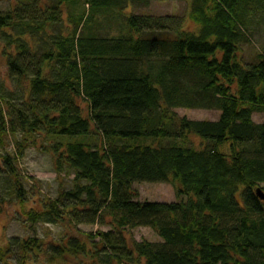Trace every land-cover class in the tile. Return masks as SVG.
<instances>
[{
  "label": "trees",
  "instance_id": "trees-1",
  "mask_svg": "<svg viewBox=\"0 0 264 264\" xmlns=\"http://www.w3.org/2000/svg\"><path fill=\"white\" fill-rule=\"evenodd\" d=\"M153 1L0 0V53L22 88L20 101L0 100V143L42 134L57 172L73 174L70 189L26 216L109 225L48 244L13 237L0 264L16 253L21 264H264V121L254 119L264 52L248 63L242 49L264 23V0H187V17L138 10ZM181 107L220 114L190 119ZM3 160L23 202L18 168ZM171 175L174 201L141 200L133 187ZM138 227L160 239L130 243L124 232Z\"/></svg>",
  "mask_w": 264,
  "mask_h": 264
},
{
  "label": "rangeland",
  "instance_id": "rangeland-1",
  "mask_svg": "<svg viewBox=\"0 0 264 264\" xmlns=\"http://www.w3.org/2000/svg\"><path fill=\"white\" fill-rule=\"evenodd\" d=\"M7 4L2 3V5ZM187 0H154L148 6H141L138 10L145 13L154 14H178L187 17L188 13ZM186 26L194 29L196 32L200 31V25L186 18ZM116 28V25H114ZM243 59L245 62H252L257 55L264 52V23L252 28L250 35V42L242 46ZM241 60L242 63L245 62ZM0 100L4 96L11 101H20L22 96V88L16 81L8 78V65L6 57L0 53ZM87 107V104H83ZM175 111L179 116H186L190 119L201 120H216L220 112L216 109L204 108H177ZM254 119L256 122L264 121V113H255ZM27 139V142L25 141ZM189 140L196 147L201 146V137L190 134ZM147 144L158 145L159 140L146 138ZM18 142L25 144V152L23 156L19 155ZM154 142H157L156 144ZM51 141L42 134L35 133L30 138L24 137L22 134L16 136L5 133L3 136V143H0V248L8 245L9 240L13 237L20 239H28L31 237H38L43 239L47 244L50 241H58L67 234L80 233H96L100 230H107V224H74L65 220L60 223H45L31 222L26 213H28L33 206H38L41 199L53 198L56 199L61 192L72 187L73 174L68 171L58 173L55 169L54 159L49 152ZM9 154L13 162L18 168L19 177L22 189L25 191V199L20 201L17 197L16 191L13 190L15 186V179L8 178L9 175L7 166L3 163V156ZM173 175L170 176L169 181L152 182V181H137L134 184V189L138 191L141 200L169 202L177 199L176 189L172 183ZM19 183L17 184V186ZM4 201V202H3ZM26 211V212H25ZM130 243L134 240H159L158 234L150 227H138L124 232ZM14 250V249H13ZM17 252V251H16ZM44 255L32 259L28 264H45ZM81 260V257H74L70 262L59 260L52 264H76V261ZM89 261V260H88ZM1 264H21L18 254L9 255Z\"/></svg>",
  "mask_w": 264,
  "mask_h": 264
},
{
  "label": "water",
  "instance_id": "water-1",
  "mask_svg": "<svg viewBox=\"0 0 264 264\" xmlns=\"http://www.w3.org/2000/svg\"><path fill=\"white\" fill-rule=\"evenodd\" d=\"M256 193L260 199L264 200V189L262 187H258Z\"/></svg>",
  "mask_w": 264,
  "mask_h": 264
}]
</instances>
